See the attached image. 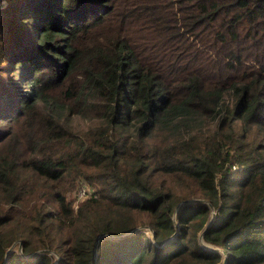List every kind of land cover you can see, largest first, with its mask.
<instances>
[{"label": "trees", "instance_id": "obj_1", "mask_svg": "<svg viewBox=\"0 0 264 264\" xmlns=\"http://www.w3.org/2000/svg\"><path fill=\"white\" fill-rule=\"evenodd\" d=\"M0 264H264V0H0Z\"/></svg>", "mask_w": 264, "mask_h": 264}, {"label": "rangeland", "instance_id": "obj_2", "mask_svg": "<svg viewBox=\"0 0 264 264\" xmlns=\"http://www.w3.org/2000/svg\"><path fill=\"white\" fill-rule=\"evenodd\" d=\"M25 86L27 87V84H25ZM54 89L55 88H52V87L46 88L45 92H48L50 94V92H54ZM57 119L60 120L61 123H63L66 127H69L70 129H72L73 131H80V130L84 129L87 125L86 119H84L83 117H81L75 113L65 114V112H61V113L57 114ZM80 181L86 182L84 179H82L80 177L75 178L73 183H72V185L73 184L74 185L70 189H68L65 193L67 200H70L71 202L73 201L74 190L76 188V185ZM90 186L92 188H94L93 185L90 184Z\"/></svg>", "mask_w": 264, "mask_h": 264}, {"label": "built area", "instance_id": "obj_3", "mask_svg": "<svg viewBox=\"0 0 264 264\" xmlns=\"http://www.w3.org/2000/svg\"><path fill=\"white\" fill-rule=\"evenodd\" d=\"M73 197H74V199L71 202V206L74 208L76 206L77 202H79L85 198L95 197V192L89 184H87L84 181H80L76 185Z\"/></svg>", "mask_w": 264, "mask_h": 264}, {"label": "water", "instance_id": "obj_4", "mask_svg": "<svg viewBox=\"0 0 264 264\" xmlns=\"http://www.w3.org/2000/svg\"><path fill=\"white\" fill-rule=\"evenodd\" d=\"M133 230L131 229V230H129V231H127L126 233H129V232H132ZM126 233H122L121 235H124V234H126ZM198 238H201V235L199 234L198 235ZM167 240H169V238H167L165 241H167Z\"/></svg>", "mask_w": 264, "mask_h": 264}]
</instances>
